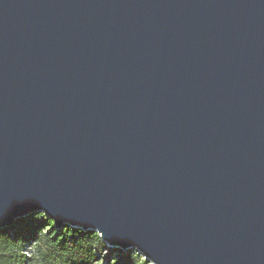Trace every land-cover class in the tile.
I'll use <instances>...</instances> for the list:
<instances>
[{
  "label": "water",
  "instance_id": "1",
  "mask_svg": "<svg viewBox=\"0 0 264 264\" xmlns=\"http://www.w3.org/2000/svg\"><path fill=\"white\" fill-rule=\"evenodd\" d=\"M34 211L264 264V0H0V228Z\"/></svg>",
  "mask_w": 264,
  "mask_h": 264
},
{
  "label": "trees",
  "instance_id": "2",
  "mask_svg": "<svg viewBox=\"0 0 264 264\" xmlns=\"http://www.w3.org/2000/svg\"><path fill=\"white\" fill-rule=\"evenodd\" d=\"M0 264H153L137 247L108 246L93 229L64 225L34 211L0 228Z\"/></svg>",
  "mask_w": 264,
  "mask_h": 264
},
{
  "label": "rangeland",
  "instance_id": "3",
  "mask_svg": "<svg viewBox=\"0 0 264 264\" xmlns=\"http://www.w3.org/2000/svg\"><path fill=\"white\" fill-rule=\"evenodd\" d=\"M109 246V245H108ZM153 263V262H152Z\"/></svg>",
  "mask_w": 264,
  "mask_h": 264
}]
</instances>
